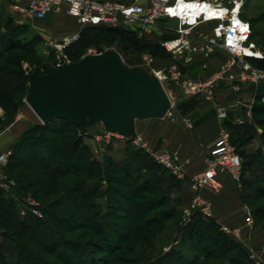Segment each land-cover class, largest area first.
<instances>
[{
  "label": "trees",
  "instance_id": "trees-1",
  "mask_svg": "<svg viewBox=\"0 0 264 264\" xmlns=\"http://www.w3.org/2000/svg\"><path fill=\"white\" fill-rule=\"evenodd\" d=\"M259 19L262 16L250 21ZM25 26L10 17L0 24V107L7 112L5 120L0 119V131L14 120L27 93L30 72H25L22 63H41L33 40L19 38ZM120 38L136 44V48L162 49L133 31L93 25L81 28L76 43L65 47L64 52L71 61H77L92 45L110 44ZM248 60L264 66V55ZM44 68L43 72L32 71L44 74L54 70ZM254 90L252 122L235 123L228 115L223 124L230 132V143L242 157V176L247 171L253 174L250 179H241L245 188L242 201L253 221L264 229V203L254 206L264 197V82ZM195 103L191 98L177 110L185 113ZM76 130L80 133L85 129L54 119L27 128L12 144L9 169L22 167L19 174L36 187L34 192L37 198H44V206L42 216L32 212L21 215L14 199L24 204L26 190L12 188L5 196L0 189V264H206L210 259L214 260L211 264H251L241 244L199 210L192 213L181 234V241L184 237L202 239L201 246H196L198 251L189 257L174 247L152 253L149 247L156 249L153 241L166 227L165 221L173 219L177 224L182 215L179 201L171 196L179 181L142 150L127 152L123 163L109 154L97 162L82 135H68ZM255 137L259 145L250 150L247 145ZM43 144L45 157L58 158L60 163L34 154Z\"/></svg>",
  "mask_w": 264,
  "mask_h": 264
},
{
  "label": "built area",
  "instance_id": "built-area-1",
  "mask_svg": "<svg viewBox=\"0 0 264 264\" xmlns=\"http://www.w3.org/2000/svg\"><path fill=\"white\" fill-rule=\"evenodd\" d=\"M237 3L239 8L234 13ZM242 3L243 0H27L26 10L29 14L38 16L51 11H63L75 18L80 29L85 26L105 25L133 31L144 38L148 35L158 36L159 45L166 52L173 54L170 57L172 61L165 67H154L151 64L154 58L147 54L145 55L146 63L141 65L149 67L157 75L174 108V98L166 86L168 82L180 85L185 98L201 97L212 102L218 118L225 119L227 108L215 99V92L221 80L234 78L231 69L238 66L241 82L248 81L257 85L264 80V73L253 70L248 62V58L262 57V53L250 40L249 22L240 17ZM190 4H195L194 13H189L191 10H187ZM234 17L237 21L233 19ZM167 20L175 21V25L172 28L161 26V23ZM168 31H172L173 35L165 37ZM78 32L74 33L70 39L63 37L57 40V45L64 47L71 39H77ZM213 49L226 56L216 71L207 72L208 65L205 61L201 66L202 73L197 77L185 75L181 71L180 65L186 66L198 60L196 51L207 55ZM181 123L187 129L192 128L191 121L187 117H182ZM110 134L119 133L102 132L98 138L108 142ZM130 140L153 161L168 168L173 175L177 177L182 175L183 165L177 151L150 149L138 134ZM228 140V133L223 131L207 155L205 170L191 178L193 188L199 190L209 186L217 190L220 187L218 175L223 172L229 174L234 180L240 178L241 159ZM9 154L10 151L0 152V186L6 189L13 188L3 171ZM24 202L33 214L41 216L33 199L25 197ZM196 210L206 216L210 211L209 204L202 201L198 194L191 200L190 207L182 213L183 220L186 222L191 212ZM221 230L235 235L239 231L237 228L227 227H222ZM248 257L255 264H264V243L257 250L248 252Z\"/></svg>",
  "mask_w": 264,
  "mask_h": 264
},
{
  "label": "crops",
  "instance_id": "crops-1",
  "mask_svg": "<svg viewBox=\"0 0 264 264\" xmlns=\"http://www.w3.org/2000/svg\"><path fill=\"white\" fill-rule=\"evenodd\" d=\"M26 3L27 0H0V19L10 17L16 23L26 25L29 24L28 22H31V25L36 26L40 31L52 34H61L63 32L73 33L80 30V26L75 18L63 11H51L45 14L44 17L48 19L44 21L45 18L43 16L29 14L26 10ZM154 38V35L146 36L147 41L156 42L158 39ZM218 53L225 57V54L222 52ZM171 61V58L159 60L157 61V65H159V68L165 67ZM202 63L203 61L197 60L186 66L180 65V69L185 75L197 77L202 73ZM209 65L207 72L214 70L211 62ZM230 81L231 80L228 79L226 80L227 83L218 85L215 92V99L226 106L227 116L230 115L233 122L242 123L249 121L248 116H250L251 110L250 103L252 97L254 98L255 96V87L248 84L241 85V88L238 90H232L233 87H231ZM170 86L171 89L169 93L172 91L170 95L173 98L174 96H180L179 99L184 98L180 85ZM242 93L248 97L245 101L241 100V97H236L238 94L240 95ZM191 98L200 101L197 106L194 105L195 107L193 106L185 112V117L188 116L187 118L191 121V129L185 128L180 122L178 123L173 120L169 121L166 115L163 118L142 119L140 126L136 122L137 134L150 149H160L167 152L177 151L179 160L183 165V173L180 177L172 174L179 181V185L173 189L171 196L179 201L178 208L181 213L190 207L191 200L198 194L202 201L209 204L210 210L208 216L199 212L204 217L213 218L220 228L227 227L229 229H239L240 233L237 235L232 233L227 234L232 239L238 241L248 254V252L252 250H257L264 243L262 229L254 223L252 219H248L244 213L246 206L242 201V192L245 188L241 179L242 177L250 179L253 175L252 171H247L243 176L240 174L238 180H234L225 172L219 173L220 187L217 190L209 186H204L199 190L193 188L191 178L193 175L205 170L207 155L210 149L222 132H227V129L222 119L218 118L212 102L205 101L201 97ZM181 116L182 114H180V118H182ZM22 122H24V120L18 115L14 121L0 133V136L6 133L8 134V139L0 143V152L18 137L20 131H17V129ZM254 169L256 173L259 172V168ZM192 213L193 212H191V214ZM257 253L261 254L260 252Z\"/></svg>",
  "mask_w": 264,
  "mask_h": 264
},
{
  "label": "rangeland",
  "instance_id": "rangeland-1",
  "mask_svg": "<svg viewBox=\"0 0 264 264\" xmlns=\"http://www.w3.org/2000/svg\"><path fill=\"white\" fill-rule=\"evenodd\" d=\"M123 1H128V0H123ZM263 14H264V0H243L242 6L240 8V17L243 18L245 21L249 22L250 29H251L250 40L253 41L255 43L256 47L261 51V53H262L261 56L264 55V36L261 33V32H264V15ZM259 15H260V17L262 16V19L255 20L254 22L250 21L251 17H257ZM42 16L44 17V15H42ZM44 18H45L44 21L45 20L47 21L48 18L47 17H44ZM5 19L6 18L0 19V24H2L5 21ZM28 23L29 24L26 25L25 28H23V30H25V33L23 35H19V38L22 40H31V39L33 40V42L35 44L36 55L38 57V60H40L41 63H40V65H34V64H30L28 62H23L22 67L24 68L26 73L31 72L32 70H37V69H39L40 72H43L44 70H46V68H44V66L47 68H50V69H55L56 64L59 61H61L62 59H67V60L71 61L70 57L64 52V48L68 47L70 44H73V43L75 44L77 39H75V40L71 39L67 43V45H65L64 47L58 46L57 40L61 39L63 37H67L68 39H70L72 37V35L74 33H76V31L73 33L72 32H69V33L63 32L61 34H52L49 32L45 33V32L40 31L39 29H37L36 26H32L31 22H28ZM19 24H21V23H19ZM174 25H175V21H173V20H167V21L161 23V26H166L169 28H172ZM251 25L253 26L252 28H251ZM252 29H253V31H252ZM252 32H253V35H252ZM136 34L139 38L145 39L139 33H136ZM172 35H173L172 31H168V32H166L165 37H170ZM59 36H60V38H59ZM154 37H155L154 39H157L158 36L157 37L154 36ZM127 40H126V38L125 39L120 38V39L112 40L110 44L92 45L91 47L87 48L85 50V52L86 53L87 52L98 53V52L104 51L105 49L112 48V49H115L116 51H118L119 54L121 55V57L123 58V60L126 63H128V65H130V66L141 65V64L146 63L145 55L149 54L150 56H152V58H154L153 62L151 63L154 67L159 66V65H157V61L169 59L173 55L172 53L166 52L161 46L160 47L163 50L162 49H159L157 51L153 50L154 51L153 52L151 48L141 49L138 44L137 45L139 47L136 48V44H133V46H132L131 43L128 44ZM155 43L159 44V41L156 40V42H153V44H155ZM160 50H162L163 52H161ZM198 52L199 51H196L195 53H197L196 55H198V57H200V58H198L199 61H201V62L205 61L207 63V65H209L211 62V64L213 65L214 70H211V72L216 71L220 67L221 61H223L226 58V56L225 57L221 56L218 53L219 51L216 49H213L207 55L201 54V53L199 54ZM248 62L250 63V66L253 70L264 73V66H261V67L257 66L255 64H252L249 60H248ZM237 67L238 66H235L234 68L231 69L232 70L231 72L234 75L233 76L234 78L231 79V81L229 82L231 84V87H233L232 90L240 89L241 85H248L249 84V85L255 87L259 83L264 82V80H262L257 85L251 84L248 81L241 82L240 77L238 76L240 69ZM226 80H228V79L221 80V82H219V84L227 83ZM166 84H167L166 86H168L169 90L171 89L170 85L177 86V84L174 82H168ZM170 93H172V91H170ZM236 97H241L240 99L243 101H245L246 98L248 99V97H246L245 94H243V93L240 95L238 94ZM24 98L25 97H22L20 105H19L17 112L15 113V117H14V119H15L19 115L24 120V122L19 124V128L17 129V131H20V134L18 135V137L16 139H14L12 142H10V144H8L7 147L3 150V151H10V154L8 155V157H6V162H5V165L3 166V171H4V174L6 176V179L13 185V188L26 190L25 191L26 192L25 197H30L31 199H33L35 201V203L37 204V207L41 213V216H42L41 208L44 206V203H43L44 198L43 197H42V199L37 198V196L34 192L36 187L28 185L25 176L19 174L20 170H22V167H18L16 169L15 168L9 169V167H8V164L10 162V160H9L10 156H12L11 155L12 151H14L12 144H14L18 140V138L22 135V133L27 128H29L31 126H35L38 123H41L39 121V119L36 117V115L32 112L30 107L26 104V102L24 101ZM179 98H180V96H177V97L174 96V103H175L176 108H175L174 113L167 115L169 121L173 120V121H176L178 123L179 122L181 123V121H180V119H181L180 114L181 113L177 110V106L179 107L180 104L191 99V97H186V98L184 97L183 99L182 98L179 99ZM254 101H255V96H254V98L252 97V100L250 103L251 109H252ZM195 102L197 103V104L195 103L196 106L198 105V103H200L199 100H195ZM201 103H204V102H201ZM6 113L7 112L0 107V119H3L2 121L5 120L4 116L6 115ZM185 114L186 113L182 112L181 117H183V115L185 117ZM189 118H190V116H189ZM248 120L250 123L252 122L251 110H250V116H248ZM222 121H223V119H222ZM136 122L139 126L142 123L141 120H138ZM9 125H7L6 127H8ZM6 127L4 129H6ZM4 129H2L0 131V133ZM102 130H103L102 125L100 123H98L94 126H90V127L85 128V130L83 132L79 133V130H76L72 133H69L68 135L71 137L75 136V134L82 135V140L84 143H86L88 145V148H89V151H90L92 157L94 158L95 161L100 162V163L102 162L103 156L105 154L111 155V157L116 162L123 163V162H125L124 160L126 159L127 152H129L132 149L141 150L134 145L132 140L127 139L126 137H123L119 134H110L108 142H105V141L99 139L98 137L102 133ZM258 131L260 132L259 129H258ZM227 133L229 134L228 136L230 137V132L228 130H227ZM7 135L8 134L6 133L5 135L0 136V143H3L4 141H6V139H8ZM45 141H46V139H45ZM228 141L230 143V139ZM250 141L251 142L247 145V148L250 150L259 145L258 137H255L253 140H250ZM232 146L234 147V145H232ZM39 147L40 148L37 147L34 150L36 152V153H34L36 156H40L43 159H45L46 161L55 160V162H58V163L61 162V160H59L58 158L56 159V158H54V157L52 158L50 156L49 157L47 156V158L45 157V155L42 152L43 151L42 148H46L44 144L42 146H39ZM3 151H1V152H3ZM19 153H23V149L21 151L19 149ZM237 155L240 157L241 164H242V157L238 153H237ZM150 160H152V159L150 158ZM153 162H155V161H153ZM155 163L160 165L161 167L165 168L167 171H169V169L166 168L165 166H163L162 164L157 163V162H155ZM241 169H242V166H241ZM89 180H93V179L91 178ZM0 189L5 193L4 194L5 196H8L9 192L11 191V189H6V188H3L1 186H0ZM14 201H15V205L19 208V212L21 215H26L28 212H31L29 206L25 202H24V204L18 202L16 200V197H15ZM263 203H264V197H260L255 202L254 206L257 207L258 205L260 206ZM245 208H246V210L244 211V213H245L246 217L250 220L251 219L253 220L251 213L249 211V208H247V207H245ZM191 215L192 214H190V216L186 222H185V220H183L182 215H181L177 224H173V219L166 220L164 223L166 227L164 228L162 233H160L159 236H157L155 238V241H153V244H154L153 248H156V249L154 250V249L149 247V249H151V251H153L152 253H156L160 249L163 251H167L170 247H172V248L174 247V248H179L181 250V253H183V255L185 257H189V256H191V254H193L194 251H198V248L196 246H201V244L204 242V241H202V239L197 240V238H195V239L191 238L189 240L188 238L184 237V240L181 241L182 229L188 224V222H190ZM257 225L262 229V231L264 230L259 224H257ZM0 230H1V228H0ZM220 230H221V228H220ZM238 233H240V231H238ZM263 235H264V231H263ZM1 239L2 238L0 237V240ZM247 259L251 264H255L249 259L248 254H247ZM213 262H214V260L210 259V260H206L205 263L211 264ZM214 264H218L217 261Z\"/></svg>",
  "mask_w": 264,
  "mask_h": 264
},
{
  "label": "water",
  "instance_id": "water-1",
  "mask_svg": "<svg viewBox=\"0 0 264 264\" xmlns=\"http://www.w3.org/2000/svg\"><path fill=\"white\" fill-rule=\"evenodd\" d=\"M24 101L43 124L66 120L81 129L100 123L102 132L128 139L137 135L136 121L174 113L168 94L147 66H130L108 48L65 59L54 70L28 74Z\"/></svg>",
  "mask_w": 264,
  "mask_h": 264
},
{
  "label": "bare ground",
  "instance_id": "bare-ground-1",
  "mask_svg": "<svg viewBox=\"0 0 264 264\" xmlns=\"http://www.w3.org/2000/svg\"><path fill=\"white\" fill-rule=\"evenodd\" d=\"M194 8H195V4H190V5L187 6V10H191V12H189V13H194L195 12V9ZM238 8H239V3H237V5H236L235 10H234V13L237 11ZM179 10H181L180 7H179ZM190 18H191V16H190ZM233 19L237 21V18L236 17H234Z\"/></svg>",
  "mask_w": 264,
  "mask_h": 264
}]
</instances>
